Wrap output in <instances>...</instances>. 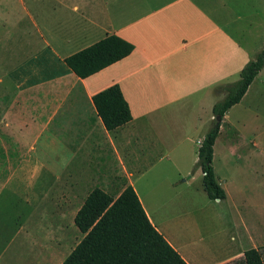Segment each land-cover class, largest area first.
I'll return each instance as SVG.
<instances>
[{"label": "crops", "instance_id": "0c3cea01", "mask_svg": "<svg viewBox=\"0 0 264 264\" xmlns=\"http://www.w3.org/2000/svg\"><path fill=\"white\" fill-rule=\"evenodd\" d=\"M0 25L7 64L0 93L11 100L0 109V125H52L60 139L54 159L76 162L78 182L82 160L109 162L123 176L113 193L131 185L189 264H225L264 246V68L225 115L214 144L226 197L206 202L218 206L223 228L200 219L192 196L205 191L195 165L213 107L226 95L219 88L237 81L264 47V0H0ZM109 34L132 42L133 52L91 76L76 75L65 58ZM116 83L133 119L108 130L93 96ZM10 138L0 139L5 162ZM12 207L0 202L6 214ZM250 214L263 220L261 229L249 223ZM16 229L25 239L26 226ZM15 240L13 226L0 225V261L14 256Z\"/></svg>", "mask_w": 264, "mask_h": 264}, {"label": "trees", "instance_id": "16d2710c", "mask_svg": "<svg viewBox=\"0 0 264 264\" xmlns=\"http://www.w3.org/2000/svg\"><path fill=\"white\" fill-rule=\"evenodd\" d=\"M135 46L117 34L65 58L66 64L81 78L91 76L130 55ZM264 68V47L240 72L239 79L219 88L225 97L213 107L214 121L204 137L195 169L204 174L209 198L224 199L226 191L213 167L214 144L229 109L240 102L249 86ZM105 127L114 130L133 119L130 105L118 83L93 96ZM75 225L84 237L61 264H189L151 222L131 185L110 193L96 186L86 196L75 215ZM225 264H250L249 253ZM264 263V246L256 249Z\"/></svg>", "mask_w": 264, "mask_h": 264}, {"label": "rangeland", "instance_id": "374dc122", "mask_svg": "<svg viewBox=\"0 0 264 264\" xmlns=\"http://www.w3.org/2000/svg\"><path fill=\"white\" fill-rule=\"evenodd\" d=\"M2 31L3 27L0 25V42L4 36ZM6 67L5 53L2 52L0 77H4ZM10 102L9 96L2 91L0 109L4 111ZM17 112L20 114V111ZM3 114L2 112V117ZM57 132L52 125L49 128L13 127L8 130L0 125V139L6 135L12 136L5 144L8 160L6 162L1 160L0 154V202L13 201L12 211L8 208L6 214L5 209L0 210V225L4 228L7 226L9 231L13 226L16 237L13 244L14 256H6L0 264H22L24 258L31 260L30 264H61L84 237L75 225L74 219L90 189L99 185L113 193V190L118 188L117 184H120L119 178L123 176L113 171L109 167V162L83 160L80 162L82 179L80 182L76 181L71 171V166L76 162L69 157L66 160L54 159V149L60 140L55 138ZM2 146L4 145L0 144V148ZM84 174L88 177L86 178ZM5 185H12L13 193L10 188L2 189ZM118 192L119 189L114 193ZM192 196L198 210L201 211L200 219L201 214H204L205 224L209 227L223 228L215 215L218 206L206 202L208 200L206 192L199 188ZM259 219L256 223L257 218L253 214L248 216L249 223L257 229L263 226V220ZM19 225L26 226L29 231L28 235L24 234L25 239L23 235L17 237L16 228ZM26 254L37 256L29 259ZM248 257L250 264H264L258 258L256 249L251 251ZM18 260L20 261L16 262Z\"/></svg>", "mask_w": 264, "mask_h": 264}]
</instances>
